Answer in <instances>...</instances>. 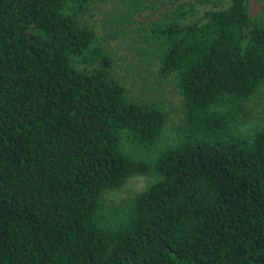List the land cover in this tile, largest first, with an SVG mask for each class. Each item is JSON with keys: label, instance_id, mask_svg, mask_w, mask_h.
<instances>
[{"label": "trees", "instance_id": "16d2710c", "mask_svg": "<svg viewBox=\"0 0 264 264\" xmlns=\"http://www.w3.org/2000/svg\"><path fill=\"white\" fill-rule=\"evenodd\" d=\"M87 3L0 0V264H264V117L241 128L264 95V0H127L175 82L170 135Z\"/></svg>", "mask_w": 264, "mask_h": 264}, {"label": "rangeland", "instance_id": "374dc122", "mask_svg": "<svg viewBox=\"0 0 264 264\" xmlns=\"http://www.w3.org/2000/svg\"><path fill=\"white\" fill-rule=\"evenodd\" d=\"M89 2L91 3H87V7L78 15L94 25L102 43L104 39V42L108 43V48L116 61L115 72L129 91L162 104L170 111L166 123V131L170 135L172 122L177 121L179 113L176 108L178 93L174 80L159 76L155 58L150 51H147L149 45L143 36L141 22L138 21L137 16L128 23L125 21L126 18L124 20L120 18V12L125 8L127 0H89ZM204 7L206 6L198 7L199 12ZM139 19L145 21L144 16H139ZM260 99L258 102H249L251 109L248 118L244 119L245 123L241 125L242 130L264 117V95ZM148 178L143 175L133 176L120 189L107 191L106 198L115 201L128 198L141 190Z\"/></svg>", "mask_w": 264, "mask_h": 264}]
</instances>
